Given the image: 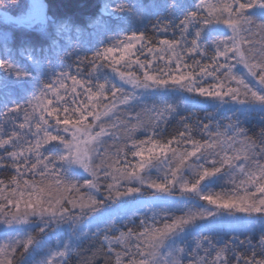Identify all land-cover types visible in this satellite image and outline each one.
Segmentation results:
<instances>
[{
    "label": "snow or ice",
    "instance_id": "obj_1",
    "mask_svg": "<svg viewBox=\"0 0 264 264\" xmlns=\"http://www.w3.org/2000/svg\"><path fill=\"white\" fill-rule=\"evenodd\" d=\"M106 17L117 38L81 55L46 0H0V264H264V0H102L88 26ZM160 90L232 115L164 138V113L137 111ZM144 188L186 210H133Z\"/></svg>",
    "mask_w": 264,
    "mask_h": 264
},
{
    "label": "trees",
    "instance_id": "obj_2",
    "mask_svg": "<svg viewBox=\"0 0 264 264\" xmlns=\"http://www.w3.org/2000/svg\"><path fill=\"white\" fill-rule=\"evenodd\" d=\"M47 4L50 8V14L56 16L57 18L64 19L69 18L75 24L84 28V31L78 36L76 33H72L71 37L64 36L60 38V47L63 50L68 51L69 53H73L74 48L77 46L78 43L83 44L86 52H81V55L87 54L91 55V51H87V49L95 47L99 41L103 40L106 44L111 43V41L115 38V28L119 24V22L113 18L106 17L109 25L112 27L113 31L111 32H104L100 28H92L89 27V20L91 17L95 16L98 13L99 7L102 3V0H46ZM121 28L124 29H134L137 27L134 23L129 24H120ZM147 31L149 35H152L151 26L148 25ZM31 40L37 46L47 44L48 41L44 38L40 37L38 34H33L31 36ZM17 46L20 44V40H17ZM53 55L54 53L50 54ZM76 57L75 54L69 55L65 58V63H73ZM61 69L57 68V71ZM74 70V67H73ZM154 99H151L144 102L142 106L137 108V111H140L142 107H146L148 109H152L155 107L160 112L164 113L165 119L167 123H161L160 127L162 129H166L163 135L164 138H167L171 135H175L178 131L182 130V126L180 123L181 117L189 118L186 120L187 123L191 124L193 128H196L198 121H203L204 123H208L206 119L207 115H212L214 117L212 124L213 127L217 121L221 122L222 124L228 123V117L232 114L226 110H221L217 113V110L207 103H204L205 98L200 96H195L190 100H185L184 97L180 98L179 94H174L170 96L167 92L163 93H155L153 95ZM166 105H172L175 112L172 115H169L167 111H165ZM178 113V115H176ZM147 119V117H144ZM256 129L254 128L253 131ZM138 138H142L138 136ZM11 175L10 171L0 170V177L7 178ZM158 174H155L151 177H157ZM156 179V178H155ZM219 190V188H217ZM157 191L151 190L149 188H144L143 192L139 194V196L148 199L156 196ZM180 193L177 189L174 192L168 193L170 197L174 200H182L183 197H178ZM167 194V193H166ZM173 200V201H174ZM131 207V206H129ZM133 210L136 208L131 207ZM160 210V209H158ZM143 214L151 217L150 213H146L140 209ZM53 242L55 238L52 237Z\"/></svg>",
    "mask_w": 264,
    "mask_h": 264
},
{
    "label": "rangeland",
    "instance_id": "obj_3",
    "mask_svg": "<svg viewBox=\"0 0 264 264\" xmlns=\"http://www.w3.org/2000/svg\"><path fill=\"white\" fill-rule=\"evenodd\" d=\"M164 92V90H160L159 92H156L157 94H159V93H163ZM165 92H167L168 94H170V96H173L174 94H179V97L180 98H182V97H191V98H194L195 96H197V94H195V93H187V92H180V91H172V90H168V91H165ZM153 95L154 94H151V95H148V96H146L145 98H144V100H143V103L144 102H146V101H148V100H150V98L151 99H154V98H152L153 97ZM152 174H153V176L155 175V174H158V175H160V176H162L163 175V172L161 171V172H157L156 170H153L152 171V173H151V176H152ZM157 175V176H158ZM156 177H152V179H155ZM151 190H154V189H151ZM178 190V189H177ZM175 190H173V192H174ZM179 191V190H178ZM143 192V191H142ZM140 194V193H139ZM139 194H137L135 197H124L123 198V200L127 203V205L128 206H131V207H133V208H136V201L137 200H140V201H154V202H157L158 203V207L155 209L156 211H159L158 209H160V207H165V206H171L172 207V209H173V212H172V214L173 215H180L181 214V211L182 210H186V209H184V205H183V203H182V200H180V201H178V200H174L172 197H170L169 195H168V193L166 194V193H161V192H157L156 193V196H154V197H152V198H148V199H145V198H143V197H141V196H139ZM178 194H180L178 197H182V194L181 193H178ZM160 198H166V201H167V203L165 204L164 203V201L163 200H161ZM183 199V198H182ZM174 200V201H173ZM199 203H204V202H199ZM118 206V202H116V201H113V202H111V207H113V208H115V207H117ZM141 210H143L144 212H146V213H150V215L152 214V211L149 209V207H148V205L147 204H145L142 208H141ZM55 239H56V237L55 236H53Z\"/></svg>",
    "mask_w": 264,
    "mask_h": 264
}]
</instances>
